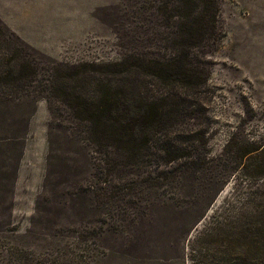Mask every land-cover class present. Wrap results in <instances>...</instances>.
Listing matches in <instances>:
<instances>
[{"label":"rangeland","instance_id":"obj_1","mask_svg":"<svg viewBox=\"0 0 264 264\" xmlns=\"http://www.w3.org/2000/svg\"><path fill=\"white\" fill-rule=\"evenodd\" d=\"M141 1L149 9L138 20ZM166 1L170 0H0V21L28 46L55 62L51 65L32 55L38 64L32 87L51 79L55 86L62 85L68 91L86 82L81 73L70 74L76 65L117 62L124 53L136 50L155 51L146 39L154 31L164 30L165 19L154 7ZM215 1L216 35L204 55L205 99L191 96L197 109L198 105L202 108L199 110L204 120L199 121L201 125H194L192 119L190 123L192 128L199 126L205 131L211 156L218 155L229 141L228 180L186 234V224L201 211L190 208L198 193L174 180L171 190L166 187L172 208L141 216L133 231L110 230L105 239L94 241L93 248L98 250L102 244L106 252L97 264H246L258 255L257 251L249 252L238 228V233L227 228H217L215 233L208 230L214 218L221 220L227 214L234 217L241 208L247 210V199L252 205L264 201V150L236 156L239 149L264 147V0ZM35 98L34 112L26 119L20 140L9 143L6 139L11 135L0 132V170L7 162L18 163L12 193L4 197L7 208L0 206V214L8 210L11 225L24 232L36 205L47 211L50 206L59 217L57 227L74 236L86 227L98 226L95 217L89 218L93 210L82 207V196L70 198L78 185L91 178L93 167L87 164L85 152L54 128L57 122L50 121L44 99L20 97L13 102L23 104L25 110ZM54 104L59 107L51 110L57 121L71 116L57 101ZM7 118L0 117L1 129L9 123L17 126L15 116L10 121ZM258 163L261 166L256 173ZM182 180L190 184L193 178ZM48 212L41 214H51ZM69 240L72 238L65 239Z\"/></svg>","mask_w":264,"mask_h":264},{"label":"trees","instance_id":"obj_2","mask_svg":"<svg viewBox=\"0 0 264 264\" xmlns=\"http://www.w3.org/2000/svg\"><path fill=\"white\" fill-rule=\"evenodd\" d=\"M145 4L141 1L137 7L138 20L149 9ZM154 9L165 19L164 30L154 31L146 39L155 51L136 50L124 53L117 62L76 65L70 74L81 73L86 82L68 91L62 85L55 86L51 79H45L48 84L32 87L38 65L32 55L51 65L55 62L28 46L0 21V117H8V121L17 118V126L9 123L5 130L0 126V132L11 135L6 139L9 143L20 140L38 98L25 110L23 104L13 100L44 99L50 121L57 122L54 128L83 150L87 164L93 167L91 178L78 185L70 198L82 196V207L93 210L89 218L95 217L98 225L73 236L57 227L59 217L50 206L48 212L36 205L28 228L18 232L7 210L0 214V264H97L106 252L102 244L98 250L93 248L94 241L105 239L110 230L133 231L141 216L172 208L166 187L171 190L174 180L182 188L198 193L190 208L201 211L186 224V234L228 180L229 141L218 155L211 156L205 131L199 126L192 128L190 123L192 119L194 125H201L199 121L204 120L200 116L202 108L198 105L197 109L191 96L205 99L204 55L216 35V1L170 0ZM54 101L69 110L71 116L57 121L51 112L52 108L59 110ZM263 150L262 146H250L239 149L236 156ZM260 166L258 163L254 169L256 173ZM17 167L18 163L7 162L0 170V206L5 209L4 197L12 193ZM186 176L193 178L190 184L182 180ZM244 205L247 210L241 208L233 213L234 217L227 214L221 220L214 218L208 232L227 228L236 233L238 228L249 252L258 254L246 264H264V201L252 205L247 199ZM68 237L72 240L66 242ZM111 249L114 247L107 248Z\"/></svg>","mask_w":264,"mask_h":264}]
</instances>
